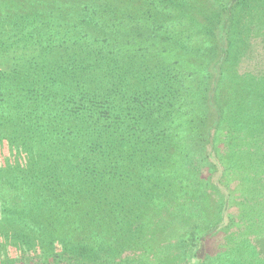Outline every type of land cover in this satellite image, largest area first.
Listing matches in <instances>:
<instances>
[{
    "label": "trees",
    "instance_id": "16d2710c",
    "mask_svg": "<svg viewBox=\"0 0 264 264\" xmlns=\"http://www.w3.org/2000/svg\"><path fill=\"white\" fill-rule=\"evenodd\" d=\"M252 1L228 0L221 14L201 9L196 5L197 0L192 1L193 5L188 8L195 12L197 9L202 15L200 25L205 27L204 34L216 47L212 50L214 54L199 64L204 59L202 47L199 43L192 44L190 38L189 44L184 39L182 41L179 19L171 21L173 11L181 12L185 5H189V0H142V5L132 0H7L6 12L0 17L15 15L20 18L21 27L16 31L15 39L18 49L11 55L16 62L21 61V67L7 80H0V142L5 141L9 145L23 141L48 148V142L52 141L56 146L74 147L73 158H77L79 164L84 160L85 165L72 166L77 173L82 177L92 176L93 180L102 179L106 174L111 178L104 185L109 194L107 202L91 198L89 193L92 190L86 191V198L93 203L90 211L104 206L110 214L118 209L127 212L138 205L136 199L143 195L141 189L147 183L152 187L158 185L163 174H169L176 163L179 167L174 168H180L181 177L195 172L196 166L188 169L195 161L192 153L185 156L186 159H174L178 158V152L170 153L167 144L174 146L186 137L188 140L182 141L184 145H191L189 148L193 151L201 146V153L217 168V126L226 123L232 127L230 130L245 126L248 128L246 147H250L236 150L235 147L240 145L235 142V146L231 145L235 149H230L229 157L223 159V163L253 172V179H248L241 188L246 197L243 209L251 207L252 190L256 196L264 198V192L260 193L262 189L258 190L264 185L261 183L264 180V162H259L264 159V89L259 87L260 83L264 84V74L258 78L245 75L239 80L234 71L225 74L224 70L223 74L221 66L236 60L230 50L231 29L239 23L234 18L235 8L245 9L247 26L257 24V28L264 29V0H256V6L251 5ZM244 31L247 30L244 28ZM238 35L241 34L238 32ZM2 46L6 48L5 41L0 40V57L4 58L6 53ZM174 51L176 59L172 60L169 54ZM185 62L192 65L191 68L186 67ZM202 75L208 80L205 87L202 84L205 91L199 106L202 116L205 114L206 117L199 122L203 129L195 138L194 133L182 136L175 131L176 139L172 137V112L180 108L183 97L193 96L189 82L194 76L199 80ZM221 77L236 85L258 84L252 89L257 97L255 105L250 114L246 112L250 117V127L239 116L229 115L225 107L215 100ZM252 80L255 82L251 83ZM240 110H243L242 105ZM233 111L238 112L235 106ZM184 120L178 122L183 123ZM255 127L256 130L250 131ZM181 146L179 144V151H182ZM84 150L90 155H83ZM256 163L259 167H255ZM69 165L68 162L65 167ZM65 167L62 168L63 173H66ZM163 180L169 183L168 177ZM131 182L135 183V188L127 186ZM10 187L13 185L7 186L8 189ZM152 187H146V193L152 191ZM39 193L30 195L28 188L25 194L31 196L34 204L39 200ZM77 197L65 195L59 211H46L47 222L51 225L40 226L48 235L46 239L55 235L68 243L85 239L81 238V230L73 234L69 230L64 233L60 228L69 216L63 214L67 212L66 207L75 204ZM140 204H143L142 200ZM8 208L15 217L20 215L18 209ZM259 213L251 212V208L244 213L247 232L257 236L264 234V213L262 217ZM250 223L254 224L248 231ZM255 225L258 229L254 228ZM210 232L199 226L188 229L184 237L189 245L185 254L187 264H202L199 258V262H193L192 254L198 256L196 242ZM239 242L243 243L242 240ZM99 246L104 247L103 244ZM48 256L60 260L66 253L62 250ZM246 263L235 258L227 262Z\"/></svg>",
    "mask_w": 264,
    "mask_h": 264
},
{
    "label": "rangeland",
    "instance_id": "374dc122",
    "mask_svg": "<svg viewBox=\"0 0 264 264\" xmlns=\"http://www.w3.org/2000/svg\"><path fill=\"white\" fill-rule=\"evenodd\" d=\"M132 1L135 4L139 2V5L144 4L142 0ZM192 1L189 0L188 6L180 8L181 12L172 10L174 15L171 21L174 22L175 18L179 19L182 41L184 39L188 43L191 39L192 44L199 43L202 47L204 59L199 64H203L209 56L214 54L212 50L216 47L204 34L205 27L200 25L203 21L202 15H199L197 9L195 12L188 8L193 5ZM227 2L228 0H197L196 5L201 9L207 8L210 12L216 11L221 14ZM0 4V14L5 13L7 0L6 2L0 0ZM251 5L256 6L257 1L253 0ZM189 13L193 14L189 15ZM233 13L234 18L239 22L231 29L230 50L233 51L236 60L225 62L221 69L223 74L224 70L225 74L234 71L239 80L245 75L258 78L264 74V36H262L264 29L257 28V24L246 25L248 16L245 14V9L237 7ZM20 27L21 21L18 16L12 15L7 18L5 16L4 19L0 17V40L5 41L6 44V48L2 46L6 56L0 57L2 61L0 80H7L16 69L19 70L21 67V61L16 62L11 55L18 49L15 39L16 31ZM244 28L247 31H244ZM238 32L241 35H238ZM169 57L175 60L176 51L171 52ZM179 60L182 59L179 58ZM183 64L190 68L192 66L188 62ZM196 77L194 76L190 84L188 83V86H192L190 93L193 92V96L191 94L190 98L187 95L186 98L183 97L180 108L172 112L174 123L171 130L174 132L172 134L174 138L178 137L176 132L182 136H190L194 133L195 138L197 132L203 129V125L199 122L206 117H204L205 114L202 116L199 106H201L203 90L205 91L203 86L207 85L208 80H205L203 75L199 77V80ZM220 81L219 91L214 96L215 100L225 107L229 115L235 118L239 116L245 125L250 127V117L246 112H251L255 105L254 101L257 97L253 90L258 84L249 86L248 82L236 85L225 77H221ZM252 82L255 81L252 80ZM260 84L259 87L264 89V84ZM241 105L243 110L239 111ZM234 106L238 112L233 111ZM231 111L233 112L230 113ZM184 118L183 123L178 122ZM217 127L215 131L218 135L217 168L209 163L203 152L201 153L199 150L201 146L193 151L189 148L191 145H184L182 141L187 138L183 137L181 143H174V146L167 144V149L169 147L170 153L178 152V158H174L177 160L186 159L185 156L192 153V159L195 161L188 169H194L196 166L195 172L181 177L180 168H174L179 167L176 163L172 171L169 169V174L163 172L158 185L152 187L150 183H147V186L141 189L143 195L136 201L140 203L142 200L143 204L139 206L137 203L138 205H134L127 212L118 209L116 213L110 214L104 206L100 210L90 211L93 203H90L91 199L86 198V191L92 190L89 193L91 198H100L103 203L107 202L109 194L104 185L109 183L111 178L106 174L102 179L93 180L92 176L82 177L80 173H77V169L72 166L85 165L84 160L82 164H79L78 159L73 158L74 147L56 146V143L52 141L48 142V148L23 141L9 145L1 141L0 264H187L185 254L189 245L184 237L192 226L211 230L206 237L199 240L200 242H196L195 248L199 249L197 250L199 257L192 254L193 262L197 263L201 260L202 264H227L230 258H235L247 262L246 264H264V234L257 236L247 232V222L244 219V213L249 208L251 212H260L262 217L264 198L256 196L252 190L251 207L243 209L246 197L241 188L248 179H253L254 174L223 163V159L227 160L226 158L229 157L230 149L245 150L250 147H246L248 128L242 126L237 130H230L232 127L226 123H220ZM254 130L256 127L250 129L252 132ZM235 142L239 143L240 147L232 148ZM179 144L183 146L180 148L182 151L178 149ZM84 151L83 155H90L87 150L85 153ZM93 152L96 153V150L94 149ZM251 155L258 158L254 154ZM263 160L259 162L263 163ZM68 162L71 165L66 168L65 164ZM63 167L66 173L62 172ZM255 167H259V163H256ZM130 177L134 179V175L131 174ZM166 177L169 183L163 180ZM261 183L264 184V180ZM9 185L13 187L8 189ZM149 185L152 191L149 190L146 193V187ZM127 186L135 188L136 185L131 182ZM28 188L30 195L40 192L39 200L34 204L31 203L33 201L31 196L25 194ZM259 189H262L260 193L264 192V185ZM65 195L79 196L75 204L66 207L67 212L63 214L69 216L60 227L64 233L69 230L73 231V234H78L81 230L83 234L81 238L85 239L74 242L76 244L65 242L56 237L58 235L46 239L48 236L46 231L40 228V226L51 225L47 222L46 211H59ZM9 206L11 209H18L20 215L15 217ZM195 218L198 220L196 221ZM262 219L264 220V216ZM253 224L250 223L248 231ZM254 228L258 229V226L255 225ZM260 229L262 230L261 225ZM240 240L243 243L239 242ZM99 244H103L104 247L101 248ZM62 250L66 253L63 259L53 260L48 256L50 253Z\"/></svg>",
    "mask_w": 264,
    "mask_h": 264
}]
</instances>
